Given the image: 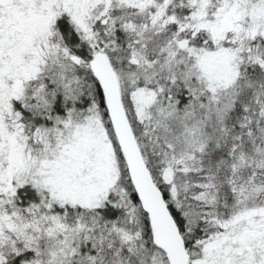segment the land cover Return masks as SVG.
Wrapping results in <instances>:
<instances>
[{
    "label": "snow or ice",
    "instance_id": "1",
    "mask_svg": "<svg viewBox=\"0 0 264 264\" xmlns=\"http://www.w3.org/2000/svg\"><path fill=\"white\" fill-rule=\"evenodd\" d=\"M0 264H264V0H0Z\"/></svg>",
    "mask_w": 264,
    "mask_h": 264
}]
</instances>
